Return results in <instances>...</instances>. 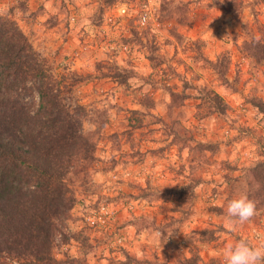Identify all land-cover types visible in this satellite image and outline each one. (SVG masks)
I'll use <instances>...</instances> for the list:
<instances>
[{
    "label": "rangeland",
    "instance_id": "374dc122",
    "mask_svg": "<svg viewBox=\"0 0 264 264\" xmlns=\"http://www.w3.org/2000/svg\"><path fill=\"white\" fill-rule=\"evenodd\" d=\"M23 1L0 0V11L13 10L58 80L71 84L72 73L84 78L70 95L91 112L84 132L98 131L97 111H108L87 182L71 184L78 199L73 220L60 224L64 235L83 230L91 248L75 240L64 244L58 234L56 258L82 259L79 264H175L197 255L201 264H225L228 244L264 243V207L257 206L258 214L236 231L224 227L228 201L250 190L247 169L264 163V117L251 104L253 98L264 102V66L242 49L248 34L259 37L264 29V0H115L112 5L108 0H35L32 7L27 0L26 11ZM165 1L188 6L187 24L179 25L176 17L160 21ZM39 8L42 16L35 14ZM53 16L57 20L48 25ZM153 46L163 61L157 69L148 59ZM222 54L231 60L229 84L200 57L216 61ZM109 65L132 69L137 78L128 86L103 78ZM184 82L219 94L227 115H208L207 105L199 110L202 102L194 97L169 114L167 90L180 92ZM145 96L155 109L140 106ZM132 110L143 113L140 129H131ZM172 121L188 132L193 145L211 143L217 149L204 162L200 154L180 151L164 124ZM192 181H199L192 200L153 196Z\"/></svg>",
    "mask_w": 264,
    "mask_h": 264
},
{
    "label": "trees",
    "instance_id": "16d2710c",
    "mask_svg": "<svg viewBox=\"0 0 264 264\" xmlns=\"http://www.w3.org/2000/svg\"><path fill=\"white\" fill-rule=\"evenodd\" d=\"M114 1L108 0L107 4L112 5ZM21 8L24 11L28 9L27 0L22 2ZM160 12L161 22L176 17L179 25L187 24L189 10L186 4L173 5L165 1ZM44 13L43 8L35 12L36 16ZM52 18L57 20L56 16L50 17L48 25ZM170 32L178 41L182 39L176 29ZM259 33V37L247 33L242 49L253 63L264 66V29L260 28ZM151 49L154 51L152 53L151 50L148 59L153 69H157L163 61L155 56L156 47ZM197 50L198 53L202 52L200 47ZM200 57L221 82L229 84L231 60L227 54L219 55L216 61L207 60L202 55ZM197 58L195 61H198ZM73 74L70 75L73 76L71 84L65 83L67 78L58 80L19 26L13 10L0 11V264L83 262L78 258H56L54 249L58 234L63 235L64 244L75 240L84 248L90 247L83 230L72 232L70 236L64 235L60 224L73 220L72 212L78 199L71 184L76 180L87 182L90 170L98 160L96 136L101 134L108 122V111L98 109V131L84 132V123L90 118L91 112L84 105L74 104L70 97L73 88L79 84L77 82H84L83 77ZM101 76L125 86L137 78L132 69H120L115 65H109ZM183 84L180 92L167 90L170 96L169 114L194 97L202 102L203 106L199 105V110L207 105L208 115H227L228 105L219 94L207 87H194L188 82ZM190 90H194L196 95L190 94ZM139 104L144 110L156 108L149 96L142 98ZM251 104L264 117V102L253 98ZM130 113L136 116L131 129H140L143 120L139 115L143 113L139 110ZM164 124L169 130L167 135L172 136L171 145L177 146L180 151L188 150L194 157L200 154L199 159L203 162L208 159V153L212 154L217 149L211 143L193 145L192 137L186 136L188 132L184 133L176 121ZM246 178L250 181L249 198L255 200L258 207H264V163H256L247 169ZM198 184L199 181H192L153 196L156 200L167 199L166 196L192 200ZM149 192L146 197L151 195L152 191ZM128 259L131 261L130 257ZM200 262L201 259L193 255L175 264Z\"/></svg>",
    "mask_w": 264,
    "mask_h": 264
},
{
    "label": "clouds",
    "instance_id": "9594fccd",
    "mask_svg": "<svg viewBox=\"0 0 264 264\" xmlns=\"http://www.w3.org/2000/svg\"><path fill=\"white\" fill-rule=\"evenodd\" d=\"M258 214L257 202L242 194L228 201L224 227L234 232L237 226L250 222ZM225 264H264V243L251 246L240 239L228 244L223 252Z\"/></svg>",
    "mask_w": 264,
    "mask_h": 264
},
{
    "label": "built area",
    "instance_id": "2783aa9c",
    "mask_svg": "<svg viewBox=\"0 0 264 264\" xmlns=\"http://www.w3.org/2000/svg\"><path fill=\"white\" fill-rule=\"evenodd\" d=\"M147 21V18L146 17H142V20H141V23L144 25Z\"/></svg>",
    "mask_w": 264,
    "mask_h": 264
},
{
    "label": "crops",
    "instance_id": "0c3cea01",
    "mask_svg": "<svg viewBox=\"0 0 264 264\" xmlns=\"http://www.w3.org/2000/svg\"><path fill=\"white\" fill-rule=\"evenodd\" d=\"M32 1H35V0H31V1H30V6H31V4H32V3H31ZM41 4H42V3H41ZM31 7H32V6H31ZM38 7H39V6H38ZM35 9H36V8H35ZM35 9H32V11L35 10Z\"/></svg>",
    "mask_w": 264,
    "mask_h": 264
}]
</instances>
